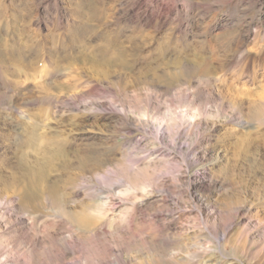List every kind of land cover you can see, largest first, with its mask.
<instances>
[{
    "label": "rangeland",
    "instance_id": "374dc122",
    "mask_svg": "<svg viewBox=\"0 0 264 264\" xmlns=\"http://www.w3.org/2000/svg\"><path fill=\"white\" fill-rule=\"evenodd\" d=\"M207 252L264 264V0H0V264Z\"/></svg>",
    "mask_w": 264,
    "mask_h": 264
},
{
    "label": "bare ground",
    "instance_id": "6f19581e",
    "mask_svg": "<svg viewBox=\"0 0 264 264\" xmlns=\"http://www.w3.org/2000/svg\"><path fill=\"white\" fill-rule=\"evenodd\" d=\"M252 22V21H251ZM257 28V27H256ZM262 43V42H261ZM8 62H14V63H18V60H16V59H11V60H9ZM97 72V71H96ZM100 76H102V77H104V78H107L108 77V74H107V72L106 71H101V73H100ZM4 127V126H3ZM156 134H157V136H156V144L154 145V146H152L149 150H147L146 149V151H143V153L145 154V156L146 157H150V156H152V155H154V154H157L158 156H161V157H165V158H172V156H173V153L172 152H170L169 150H167V149H165L163 146L165 145V144H167V142H166V135H165V132L163 131V129L162 128H160V127H158V130H157V132H156ZM176 137H175V141L176 142H178L179 144H186L185 142H186V138H185V135H184V132L182 133V132H178L176 135H175ZM143 141L144 142H147V138L144 136L143 137ZM141 143V142H140ZM178 144V145H179ZM189 150L190 151H193V149H192V146L190 145V148H189ZM191 156V155H190ZM159 158V157H158ZM204 158V157H203ZM144 159V158H143ZM83 160V159H82ZM81 160V167H83L82 166V162L84 161H82ZM150 160V159H149ZM198 160V159H197ZM196 160V161H197ZM89 163H91L90 165H93V166H99V160H97V159H95L94 157H92V158H90L89 160H87ZM86 161V162H87ZM84 165H86V164H84ZM88 165V164H87ZM102 166V165H101ZM199 166V165H198ZM203 167H202V170H205L206 169V166L207 165H202ZM201 169V168H200ZM82 170H84V169H82ZM194 171V170H193ZM198 171H199V169H198ZM196 174V176H197V172H194L193 174H192V176H194ZM94 175H98L99 176V174L97 173V174H94ZM192 178V177H191ZM97 191H99V189L97 190ZM222 261V260H221ZM221 261L218 259V258H216V257H214V255L213 254H211V253H204L203 254V256L201 257V260H200V262L198 263V264H221ZM228 264V263H227Z\"/></svg>",
    "mask_w": 264,
    "mask_h": 264
}]
</instances>
